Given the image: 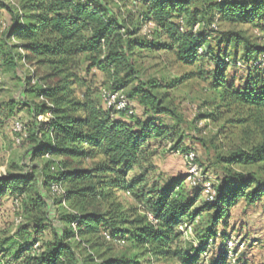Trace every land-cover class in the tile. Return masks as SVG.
<instances>
[{"label": "trees", "instance_id": "obj_1", "mask_svg": "<svg viewBox=\"0 0 264 264\" xmlns=\"http://www.w3.org/2000/svg\"><path fill=\"white\" fill-rule=\"evenodd\" d=\"M7 2L0 6L8 16L0 40L14 44L1 52L0 74L16 73L20 63L47 73L42 79L24 80L25 96L35 102L0 100V127L12 122L14 110L22 108L35 119L25 127V136L15 134L27 147L26 156L33 163L29 171L21 173L16 167L0 176V200L11 199L20 211L13 235L0 239V258L9 257L14 264H138L134 260L140 255L154 264L185 251L186 264L205 253L210 264H227L225 244L230 236L225 230L230 211L240 199L252 204L262 197L264 178L258 182L235 174L237 186H215L211 203L202 200L199 188H192L191 198L186 196V178L161 190L157 185L145 190L144 180L153 169L149 144L169 136L158 118L168 116L176 122L180 118L155 81L141 80L135 60L144 50L159 48L175 53L184 63L210 64L215 72L208 75H216L224 105L243 114L228 123L246 133L261 128L254 144L241 139L227 164L241 170L254 166L253 176L264 174V44L230 31L225 35L226 47L240 58L214 55L209 48L220 26L264 21V0H215L201 11L202 16L191 11L192 0ZM148 27L150 36L142 33ZM236 66L248 71L245 84L237 90L221 75ZM92 70L105 75L108 91L127 89L125 96L145 110L144 118L107 110L96 89L77 95L79 77L84 83L83 76ZM39 118L44 121L37 122ZM210 118L216 122L214 116ZM134 171L139 176L130 179ZM257 182L261 186L253 187ZM52 185L63 194L53 195L50 205L44 195H50ZM122 196L135 204L125 206ZM199 200L202 204L194 209ZM188 230L196 236L195 244L189 251L172 252ZM123 243L139 254L110 256L112 247Z\"/></svg>", "mask_w": 264, "mask_h": 264}, {"label": "rangeland", "instance_id": "obj_2", "mask_svg": "<svg viewBox=\"0 0 264 264\" xmlns=\"http://www.w3.org/2000/svg\"><path fill=\"white\" fill-rule=\"evenodd\" d=\"M14 1L18 4L20 0ZM214 1L192 0L191 11L202 16L201 11ZM7 4H9L7 0H0V6L5 7ZM5 23L0 12V38L4 31L3 25ZM194 29L197 30V26ZM230 31L243 32L252 40L264 44V21H255L249 25L237 27L220 26L218 32L215 35L212 34L214 37L209 42V48H211L214 55L226 54L230 58H240V54L233 48L226 47L224 39L226 38L225 35ZM149 32L150 27L142 31L145 35L149 34ZM8 43L5 44L0 40V61L3 57L2 50L4 51L9 45L14 44L12 41H8ZM158 49L156 48L152 51L144 50L139 53L136 56L135 65L143 82L153 80L162 88L160 90L161 93L168 94L166 103H172V107L176 109L180 122H176L168 116H160L158 118L161 127L168 132L169 136L164 135L163 138L153 140L149 144V151L152 153L150 162L153 169L148 172L144 180V184H146L145 190H150L156 185L161 190L163 186L166 187L170 183L184 179L186 174V166L182 158L184 152L195 153L198 164L202 165L203 174L209 177L214 185L219 188L225 183L231 189L235 188L237 186L235 174L243 173L246 180L252 178L258 181L259 178H264L262 173L253 176L257 172V168L254 166L241 170L232 169L227 164L230 153L239 146L241 139H244V141L249 139V142L254 144L260 139L261 128L253 129L252 133H246L244 129L228 123L233 122L231 120L242 118L241 115L243 114L224 105V91L222 88L217 87L216 75H208L215 72L212 66L201 61L184 63L175 57V53ZM1 72L5 71L2 70ZM15 72L0 74V100L4 102L7 100L35 102L29 96H25L24 80H28L31 77L42 79L47 73L46 70L43 68L37 69L33 64H29L26 67L20 63L18 70ZM247 74V70L237 66L228 67L221 72V75L224 76L225 84L233 86L235 90L245 84L248 78ZM183 77H186V79H182L183 81L179 82ZM83 78H85L84 83L83 81L81 83L80 76L79 82L75 85L77 95L85 94L87 88H91L92 90H98L99 96L100 94L102 96L103 90L109 89L107 78L102 72L92 70ZM165 87L169 88L164 89ZM124 94L127 96V89H124ZM129 103L133 116L143 119L145 110L136 102L132 103L129 100ZM13 114L14 120L12 122L5 121L0 127V176L5 175L9 171L13 172V168L16 167L21 173H25L30 169L28 166L31 167L33 164L26 156L27 147L22 145V142H17L19 138L15 136L16 133L13 131V126L14 122H19L24 128H29L35 122V119L24 108L14 110ZM211 115L216 118L215 123L210 118ZM41 121H44V119L39 118L37 122ZM261 125L264 126V123ZM224 126L228 127L223 132ZM178 140L181 141L179 145H177ZM173 147L176 148L175 151H172ZM137 176H139V172L134 171L129 178L132 179ZM258 182L253 187H260L261 185ZM183 188L189 198L195 194L194 190L186 182H184ZM53 195L56 194H52L51 190L50 195H44L50 205L52 200L55 199ZM121 200L125 203V206L135 204L134 200L129 196H122ZM202 200L196 203L194 209L199 208ZM53 210L51 211L52 215H54ZM19 214L20 211L13 205L12 200L7 199L0 206V233L9 234L15 230L18 225L16 224V219ZM203 217L205 218V216ZM148 218L151 219L149 215ZM181 228L182 230L180 228L179 230L183 231V227ZM225 233L226 236H240L244 241L245 250L236 252L237 264H264V193L262 197L255 200L252 204L240 199L232 207ZM44 239L49 240V237L45 236ZM195 241L196 236L192 234L191 230H188L179 242H175L172 252L179 248L189 251ZM219 241L217 240L216 243L219 244ZM133 249L128 243L115 245L112 247L110 256H125L126 258L137 256L138 251ZM187 256V252L179 251V254L169 261L157 260L153 262L154 264H186L189 259ZM202 258H195L193 264H210L209 257L206 259ZM146 260L147 258L143 259L138 255L134 261L138 262V264H150L145 262Z\"/></svg>", "mask_w": 264, "mask_h": 264}, {"label": "built area", "instance_id": "obj_3", "mask_svg": "<svg viewBox=\"0 0 264 264\" xmlns=\"http://www.w3.org/2000/svg\"><path fill=\"white\" fill-rule=\"evenodd\" d=\"M5 27L6 24L3 25V29H5ZM212 29H215V27H212ZM102 101L104 107L112 113H125L128 116L133 114L129 100L123 92L103 90ZM13 131L20 136H25V128L19 122H14ZM20 140L19 138L17 142ZM182 158L186 166L185 182L191 188H199L201 190V197L205 202H213L216 196L215 185L209 177L203 174L202 167L196 162L195 153L188 152L184 154ZM51 192L57 195L63 194L62 189L57 185H52ZM16 224H19V220L16 221ZM180 229L182 230L181 227ZM105 239L109 240V237L105 235ZM225 248L227 250V264H237L236 252L245 250V244L240 236H230L225 244ZM203 257L206 259L208 254L205 253Z\"/></svg>", "mask_w": 264, "mask_h": 264}, {"label": "crops", "instance_id": "obj_4", "mask_svg": "<svg viewBox=\"0 0 264 264\" xmlns=\"http://www.w3.org/2000/svg\"><path fill=\"white\" fill-rule=\"evenodd\" d=\"M0 12H1V14H2L4 20H6V19L8 18L7 14H6L4 11H0ZM132 103H134V102H132ZM133 105H134V104H133ZM6 200H7V199H2V200H0V206H1L2 204H4V203L6 202ZM50 217L53 218L54 215L51 214ZM14 232H15V230L11 231L9 234H4V232H2V233H0V234H2V235L0 236V239L3 238L4 236H5V237L12 236ZM0 264H14V261H13L11 258H9V257H5V258H3V259L0 258Z\"/></svg>", "mask_w": 264, "mask_h": 264}]
</instances>
